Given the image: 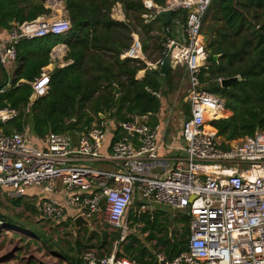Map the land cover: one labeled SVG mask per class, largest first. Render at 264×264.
Wrapping results in <instances>:
<instances>
[{
    "label": "built area",
    "instance_id": "obj_1",
    "mask_svg": "<svg viewBox=\"0 0 264 264\" xmlns=\"http://www.w3.org/2000/svg\"><path fill=\"white\" fill-rule=\"evenodd\" d=\"M210 2L166 0L159 7L144 0V23L155 21L163 11L173 13L160 32L162 58L147 62L136 34L120 56L121 60L141 62L154 70L168 60L169 65L183 67L188 75L186 101L190 114L181 126L184 157L176 158L167 175L157 174V170H165L166 163L158 157L159 126L149 125L147 116L118 124L103 119L81 133L77 142L70 133H49L39 148L24 132H5L3 126L17 118L18 112L4 108L0 109V188L7 191V196L19 198L24 189L35 188L45 220L58 224L70 211L74 219L81 217L91 224L102 218L120 232L119 242L125 239L127 225L131 224L127 214L135 200L140 204L137 215L163 206L188 216V245L171 260L157 254L154 264H264V131L222 146L216 130L209 125L228 116L224 101L205 90L200 80L208 59L202 24ZM69 30L65 14L51 22L12 23L8 42L0 43V65L14 63L19 41L46 34L63 35ZM49 75L44 68L30 83L37 99L46 94ZM222 80L215 83L220 86ZM116 128L119 138L112 143L111 154L101 155L107 135ZM102 160L111 162L115 169L103 171L83 165ZM190 197H194L191 202ZM115 252L99 259L89 251L82 261L138 264L116 257Z\"/></svg>",
    "mask_w": 264,
    "mask_h": 264
},
{
    "label": "trees",
    "instance_id": "obj_2",
    "mask_svg": "<svg viewBox=\"0 0 264 264\" xmlns=\"http://www.w3.org/2000/svg\"><path fill=\"white\" fill-rule=\"evenodd\" d=\"M143 1L65 0L70 22L67 33L19 41L15 46L12 76L5 86L8 73L0 66V87L3 86L0 88V109L18 112L17 118L5 126V132L23 133L28 128L32 139L40 142L49 133H84L94 123H99L101 116L118 124L131 121L134 116L151 115L150 124H156L154 116L160 112L161 102L155 94H173L182 75L170 68L159 75L141 62L120 59L131 44L132 34L139 36L147 62L155 63L162 58L160 32L167 24L159 18L144 23L141 17L146 12ZM151 1L163 7L166 0ZM116 4L121 5L124 21L112 19ZM49 14L50 10L38 0H0V28L5 31L10 30L12 23H29ZM180 14L183 12L175 13L174 17ZM155 31L158 34L152 35ZM202 35L208 59L200 80L209 93L224 101V111L228 115L209 122L222 140V146L224 142L264 131V0H211L203 18ZM60 44L68 48L65 60L71 63L54 68L49 75L46 94L30 104V83L49 66L50 53ZM214 56H218L215 61ZM141 70H145L144 78L136 80ZM234 77H238V81L227 88L215 83L217 79ZM71 120H75V125L68 131L66 125ZM118 138L119 129L116 128L112 143ZM0 192L7 196L6 190L0 188ZM28 200L19 197L10 199V203L35 213L36 206ZM160 210L153 214L137 215L135 212L129 215L131 224L141 225L140 233L126 237L116 257L138 264H154L157 254L171 260L187 250L188 216L177 211L176 217L170 219ZM63 220L58 224L71 228L74 242L65 241V246L59 241L64 252L53 251L67 264H85L82 256L91 250L99 259L109 257L113 244L120 239L119 233L99 236L92 232L87 238L80 237L81 233L85 236L88 229L81 227L74 234L73 219ZM7 226L9 228L10 224ZM92 241L95 243L91 244ZM48 245L52 249L49 242Z\"/></svg>",
    "mask_w": 264,
    "mask_h": 264
},
{
    "label": "rangeland",
    "instance_id": "obj_3",
    "mask_svg": "<svg viewBox=\"0 0 264 264\" xmlns=\"http://www.w3.org/2000/svg\"><path fill=\"white\" fill-rule=\"evenodd\" d=\"M121 8L120 4H116L112 9V19L118 21L115 13L119 11ZM123 12V11H122ZM151 48V46H150ZM151 52V50H149ZM155 57V56H154ZM148 62H153L148 60ZM182 71L181 69H177L176 72ZM8 81L11 79L10 76H7ZM203 88L206 90V86ZM186 89V86L183 85V90ZM175 93L170 97L171 103L168 105V108L172 110L176 109V111L181 110V102L183 99L182 93L184 91ZM186 108V107H185ZM182 108V113H186V109ZM185 115H179L182 119ZM136 196L135 199H137ZM35 202V201H34ZM34 204V203H33ZM140 208V204L135 200V202L131 205L130 210L127 214L128 223L131 222L129 220V215L136 214ZM145 211V210H144ZM165 216L173 219L177 215V211H172L166 207H161V210ZM150 213L149 211H145ZM144 212V213H145ZM0 221L2 219V225H0V262L1 264H67L63 262L61 259L57 258L54 254V249H50L48 242L50 243L52 240L63 241V245H65V241H69L71 243L74 242V236L71 235V228L60 226L57 223H53L51 221H46L40 215L38 210L35 213H31L26 210L24 207H15L10 203V198L8 196L5 197L4 194L0 192ZM7 223L10 224L9 228H7ZM130 224V223H129ZM127 225V233L125 236L128 237L131 234L140 233L141 225L130 224ZM88 229V233L84 236V233H81L80 237H89L92 232H95L99 236L103 233H107L108 235H112L113 233L120 232L111 228L106 222L102 220V218L97 219L94 223L91 224ZM121 237V235H120ZM144 238V235L141 239ZM122 242H115L112 246V250L116 251L121 249V245L126 243V240ZM95 241H92L91 244H94ZM60 244V242H59ZM63 249L62 245L60 244ZM66 246V245H65ZM54 250V251H53ZM64 250V249H63ZM91 252L96 253L94 250ZM116 253V252H115Z\"/></svg>",
    "mask_w": 264,
    "mask_h": 264
},
{
    "label": "crops",
    "instance_id": "obj_4",
    "mask_svg": "<svg viewBox=\"0 0 264 264\" xmlns=\"http://www.w3.org/2000/svg\"><path fill=\"white\" fill-rule=\"evenodd\" d=\"M38 1L41 2L46 9L50 10V14L47 16L39 17L36 20L44 21V22H51V21L56 20L60 14H65L67 17V12L64 6L65 0H38ZM115 16L116 18H118V21H124L125 17L121 9L119 11H116ZM8 33H9L8 31L2 30L0 28V43L2 45H6V43L8 42ZM157 34H158L157 31L152 32V35H157ZM67 53H68V48L65 45L60 44L54 47L50 53V64L45 69L49 71V73H51L54 68H63L69 65L71 62L65 60ZM3 67L6 69L8 73L6 76H10L11 78L12 71H13V63H8L7 65ZM168 68L172 69L174 72H176L177 69H181L182 71H178L177 73H181L182 78L180 79L178 87L173 94H167L165 96H161L160 94H155V96L161 102L160 112L154 116V118L156 119V124L154 125L159 126L158 143H159L160 149L158 151V157L159 159H161L163 162L166 163L165 170H161V169L157 170V174L159 176H165L171 171V169L173 168L175 164V160L177 157H184V153L182 151L184 147V143H183L182 135H181V126H182V122L190 114L189 105L186 101L187 94L189 91L188 75L183 67L173 68L171 65H169ZM148 69L156 72V71H159L160 68L157 70H154L153 68H148ZM144 75H145V70L139 71L136 75V80H142L144 78ZM159 75H164V74H159ZM0 79H1V75H0ZM175 80H177V77H175ZM183 85L186 86L185 90H183ZM181 90L184 91V93H182L183 99L181 102L182 105L180 107L181 110L176 111V109L172 110L171 108H168L169 107L168 105L171 103L170 97L174 95L175 93L178 94V92H180ZM182 108L186 109L185 114L182 113ZM179 115L180 116L185 115V116L181 119ZM143 116H147L146 122L149 125H151L150 122L153 116L151 115H143ZM135 117H142V116H134L132 118L134 119ZM103 119H107V118L101 116V120ZM7 124L3 126L4 130ZM95 124H98V123H94L93 125ZM114 131H111L107 135L102 145V148L100 150L101 155L108 156L111 154V145H112ZM24 133L27 135L29 141L32 142V144H34L35 146L36 145L40 147L44 146L43 145L44 140H40V142H37V141L35 142L32 139L33 137L28 128L24 130ZM72 136L74 140L77 142L78 138L80 137V133L74 132L72 133ZM83 165L90 166L92 168L103 170V171H112L115 169L114 165L111 162L103 161V160L102 161H88V162L83 163ZM21 197H24L25 199H29L28 201H30L31 204L34 203L38 212H40L39 211L40 195H38V192L35 188L24 189L23 195ZM52 198L59 199V197L57 196H53ZM161 207L163 206H158L154 208L151 213L152 214L155 213L158 209H161ZM73 216H74V212L70 211L63 221H65L66 219L72 220L74 219Z\"/></svg>",
    "mask_w": 264,
    "mask_h": 264
},
{
    "label": "water",
    "instance_id": "obj_5",
    "mask_svg": "<svg viewBox=\"0 0 264 264\" xmlns=\"http://www.w3.org/2000/svg\"><path fill=\"white\" fill-rule=\"evenodd\" d=\"M172 11L170 10H166V11H163L159 14V19L162 21V23L164 24H168L170 23L171 19H172ZM218 59V56H214L213 57V60H217ZM169 67V62L168 60H165L163 62V64L161 65L159 71H156L155 73L156 74H164L166 72V70L168 69ZM238 77H234V78H230V79H223L221 84H220V87L221 88H227L232 82L234 81H238ZM8 84V78L7 76L5 77V85ZM2 86V87H3ZM0 87V88H2ZM118 90L115 89V94L118 95ZM197 93L199 94V91H197ZM37 100L36 98V95L34 93L31 94L30 98H29V102L32 104L34 103L35 101ZM74 125H75V120H71L69 123H67L66 125V130L70 131V130H73L74 128ZM194 199V197H190L189 200L190 202ZM73 231H74V234L77 233L78 229L80 227H86V228H90L91 227V222L89 221H85L84 219H82L81 217H77L74 219L73 221ZM50 246L57 252V253H63L64 250L61 248L59 242L57 240H52L50 242Z\"/></svg>",
    "mask_w": 264,
    "mask_h": 264
}]
</instances>
